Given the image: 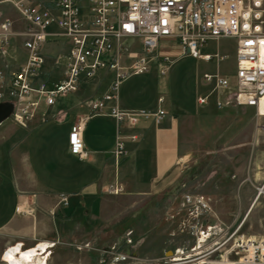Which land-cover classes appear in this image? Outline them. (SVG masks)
Listing matches in <instances>:
<instances>
[{
	"label": "built area",
	"instance_id": "1",
	"mask_svg": "<svg viewBox=\"0 0 264 264\" xmlns=\"http://www.w3.org/2000/svg\"><path fill=\"white\" fill-rule=\"evenodd\" d=\"M4 4L19 13L15 30L13 20L1 15ZM15 36L20 37L25 59L17 68L0 69V102L13 103L9 118L20 126L27 125L41 103L53 105L59 96L77 93L101 71V78L111 73L106 90L83 101L89 113L68 133V150L79 159L87 156L82 138L87 118L108 115L117 124L134 126L140 119L159 124L166 114L162 108H121L122 80L151 67L163 77L172 58L186 54L205 62L223 60L219 51H203L210 40L232 38L236 45L232 78L204 73L203 80L214 83L212 90H225L237 105L253 106L264 99V0H0V55ZM164 41L171 42L177 54L165 52ZM52 45L58 50L47 54ZM213 91L199 95L198 103L206 104ZM163 101L160 96L158 102ZM226 103L220 97L215 101L218 108ZM258 126L264 133V123ZM129 138L135 140L136 135ZM124 152L118 135L113 155L117 159ZM107 190L118 192L114 186ZM180 197L181 241L153 264H264V235H241L225 225L199 192L182 191ZM61 201L66 203L62 194ZM121 254L115 258L124 259Z\"/></svg>",
	"mask_w": 264,
	"mask_h": 264
},
{
	"label": "crops",
	"instance_id": "2",
	"mask_svg": "<svg viewBox=\"0 0 264 264\" xmlns=\"http://www.w3.org/2000/svg\"><path fill=\"white\" fill-rule=\"evenodd\" d=\"M14 41L9 50L0 55L2 69L17 68L25 59L24 49L19 42ZM171 45V42L164 41L163 50L177 54V49ZM57 50L56 45L50 47L52 53ZM152 70L153 75L158 78L155 68ZM150 71L142 74H149ZM105 78H100L98 88ZM82 86L83 84L80 93L83 91ZM105 90L106 88L95 96H100ZM227 95V92L221 93L224 99ZM160 96L163 95L156 98V107L151 104L144 106L146 108H136L118 93V105L121 108L164 109L166 114L159 124L150 119H140L134 126L126 122L117 124L115 119L108 115H93L87 118L82 131L87 151L84 159H79L69 152L68 133L79 117H87L89 109L82 100L91 96L78 99L77 103L70 107L59 104L50 109L58 99L53 105L41 103L25 127L8 118L2 121L0 252L5 245L16 242L9 248L17 250L14 255L16 258L19 252L33 249L40 251L39 247L42 245L47 249L45 255L48 260L51 252L47 241H51L58 232H65L67 223L73 226V222L80 219L81 224L77 226L81 228L83 223L86 227L93 224L96 227L115 228L119 222L118 215L122 211L120 200L123 197L163 195L168 190L170 181L178 175L175 170L184 160V125L187 120L197 118L198 114L172 101L165 108L162 104L166 98L163 96L164 101L159 103ZM215 108L218 109L216 106ZM229 111L232 112L231 109ZM132 134L136 135L135 140H130L129 136ZM118 135L123 138L125 152L116 159L113 149ZM110 186L117 187L118 192H108ZM61 194L66 197V203L61 201ZM205 195L214 209L228 210L232 205L227 201L228 193L225 189L209 190ZM253 203L249 205L248 211ZM132 226L140 232L143 228L150 231L157 227L154 221H145L144 225L134 223ZM137 233L138 230L135 234ZM34 240L39 241L36 246L21 247L24 243L34 244ZM149 240L148 247H145V257L139 255L138 249L125 246L123 253L130 256L133 261L130 264H139L143 259L159 260L164 255L168 256L175 245L171 242L168 244L167 241L157 255H154L156 250L152 246L153 239ZM9 249L3 253L4 261L5 253ZM134 255L136 257H133Z\"/></svg>",
	"mask_w": 264,
	"mask_h": 264
},
{
	"label": "rangeland",
	"instance_id": "3",
	"mask_svg": "<svg viewBox=\"0 0 264 264\" xmlns=\"http://www.w3.org/2000/svg\"><path fill=\"white\" fill-rule=\"evenodd\" d=\"M6 10L12 18L17 16L15 11ZM235 47L232 38L212 40L204 45L203 51L219 50L227 54L219 64L215 61L205 62L186 54L172 58L163 77L156 78L151 67L149 74L133 75L120 82L118 93L131 106L146 108L144 106L152 104L156 107V98L162 94L166 98L163 107L166 108L172 101L198 114L197 118L187 120L184 125L185 154L184 160L175 170L178 175L170 181L168 190L163 195L123 197L120 200L122 211L118 215L119 222L115 228L96 227L93 224L86 227L83 222L81 228L77 226L81 224L80 219H76L73 226L67 223L65 232L60 231L51 241H47L51 252L48 260L45 255L47 249L39 247L40 251L35 249L36 254L33 253L34 263L130 264L133 262L130 256L116 259L117 253L123 255L125 246H130L138 249L139 255L145 257V247H148L147 242L151 238L152 246L156 250L153 254L157 255L167 241L173 245L181 241L182 237L177 235V228L180 223L181 211L178 205L182 191L205 195L209 190L225 189L228 193L227 201L232 205L228 210L214 209L221 221L233 229L237 228L241 235H264V133L258 126L264 123V116H259L254 107L248 106L231 107L225 104V108L218 110L214 106L215 93L212 94L209 104L201 105L197 102V97L206 94L211 86L203 80V73H219L229 77L233 75ZM8 50L9 47L6 51ZM102 74L103 71L83 84L82 93L59 96L57 103L50 109L59 104L70 107L78 99L101 93L112 76L108 73L98 88ZM252 203L253 206L248 211ZM145 221H154L157 227L150 231L143 228L140 232L132 226L134 223L144 225ZM137 230L139 233L135 234ZM38 242L36 240L32 245L24 243L21 247L36 246ZM15 244L13 242L3 247L0 264H7L3 260V253ZM18 254L16 260L25 262L20 252ZM163 257L154 261L143 259L139 264H153L152 262L163 260Z\"/></svg>",
	"mask_w": 264,
	"mask_h": 264
},
{
	"label": "bare ground",
	"instance_id": "4",
	"mask_svg": "<svg viewBox=\"0 0 264 264\" xmlns=\"http://www.w3.org/2000/svg\"><path fill=\"white\" fill-rule=\"evenodd\" d=\"M6 9H9V10H13V11H15L16 13H17V16H16V18H12L11 16H9V14H7L8 12H7V10ZM4 13V14H3ZM2 16H4V17H7V18H9V19H11V20H13V29L15 30V29H17V27H18V23H19V13H18V11L13 7V6H11V5H9V4H4V5H2ZM221 38H226V37H221ZM15 41L14 42H19L20 43V37L19 36H15L14 38H13ZM220 39V38H219ZM219 39H217V40H219ZM210 41H212V40H210ZM209 42V41H208ZM207 42V43H208ZM206 43V44H207ZM12 44H13V41H12ZM24 53H25V50H24ZM46 53L47 54H50V51H48V50H46ZM220 53V52H219ZM222 54V53H221ZM222 55H224V54H222ZM193 57V56H192ZM227 57V55L225 54V58ZM224 58V59H225ZM198 59V58H197ZM223 59V60H224ZM222 60H220V61H218V62H216V63H219V62H221ZM0 69H2V68H0ZM205 73H207V72H205ZM208 74H218V75H220V76H227V75H222V74H219V73H208ZM234 74V73H233ZM203 75H204V73H203ZM203 75H202V78H203ZM227 77H229V76H227ZM231 78V77H230ZM206 82V81H205ZM87 83V82H86ZM208 83V82H207ZM210 90L206 93V94H204V95H208L211 91H213L212 89H213V86H214V83L213 82H210ZM80 91V90H79ZM78 91V92H79ZM77 92V93H78ZM223 92H225L226 93V91L225 90H214L211 94H210V96H209V98H208V102L206 103V104H208L209 103V101H210V98H211V96H212V94L213 93H215L216 94V97H215V99H214V105L216 106V104H215V101H216V99H217V97H220V98H222L224 101H226L227 103V105H237V104H235V103H232V101H229L230 100V96L229 95H227V97L224 99V97H222L221 96V93H223ZM204 95H201V96H204ZM237 106H248V107H254L256 110H257V114L259 115V116H264V99H262V100H260V102H259V104H257V105H237ZM217 107V106H216ZM218 108V107H217ZM218 109H220V108H218ZM164 110V109H163ZM165 111V110H164ZM165 113H166V111H165ZM11 114V113H10ZM9 117H10V115H9ZM261 124H263V123H261ZM260 124V125H261ZM259 130L261 131V129H260V126H259ZM257 197V196H256ZM255 197V198H256ZM205 198H207V197H205ZM208 199V198H207ZM257 202V201H256ZM253 206V205H252ZM41 247H43L42 245H41ZM15 251H17L15 248H11V249H9L6 253H5V258H6V262L8 263V264H33L34 262L32 261L33 259H32V257L34 256L33 255V253L34 254H36V251H35V249H33V250H29V251H26V252H22V253H20V256L22 257V259L25 261V262H23V261H20V260H16V258L14 257V255H15ZM179 259H182V258H179ZM33 262V263H32ZM41 262V263H40ZM185 263H188V264H197L196 262H194V263H192V262H186V261H184V262H179V263H176V264H185ZM34 264H36V262L34 263ZM38 264H46L44 261H39V263Z\"/></svg>",
	"mask_w": 264,
	"mask_h": 264
},
{
	"label": "water",
	"instance_id": "5",
	"mask_svg": "<svg viewBox=\"0 0 264 264\" xmlns=\"http://www.w3.org/2000/svg\"><path fill=\"white\" fill-rule=\"evenodd\" d=\"M13 110V103L10 101L0 102V123L6 120Z\"/></svg>",
	"mask_w": 264,
	"mask_h": 264
}]
</instances>
